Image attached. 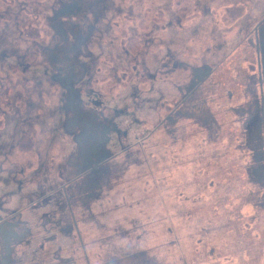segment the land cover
<instances>
[{
    "label": "rangeland",
    "instance_id": "obj_1",
    "mask_svg": "<svg viewBox=\"0 0 264 264\" xmlns=\"http://www.w3.org/2000/svg\"><path fill=\"white\" fill-rule=\"evenodd\" d=\"M244 118L261 177L264 0H0V264H264Z\"/></svg>",
    "mask_w": 264,
    "mask_h": 264
},
{
    "label": "trees",
    "instance_id": "obj_2",
    "mask_svg": "<svg viewBox=\"0 0 264 264\" xmlns=\"http://www.w3.org/2000/svg\"><path fill=\"white\" fill-rule=\"evenodd\" d=\"M25 28H26L25 30H27L28 26L26 25ZM120 36L126 40L127 49L131 54L139 53L140 50L142 49V47H144L143 46L144 41H145L144 39H138L136 37H130L127 39V36L124 32ZM10 70H11V67H10ZM13 70H14V68H12L11 71H13ZM186 98L187 99H185L181 102V109L182 110L178 111V108H175L174 110H172L168 114L158 115V119L161 121L159 124V129H158L159 131H162V127L165 126V125H163L164 123L165 124L170 123L171 129L173 131L172 142H180V140L182 139V136H183V130H185L186 120L189 121L191 118H193L192 114H191V112L193 111V107L190 105L189 95ZM176 103H177V100L173 99V102L171 104L176 105ZM164 104H170V103H168L166 101V102H164ZM178 118H180V120L177 122ZM249 125L250 124H248V122L245 118H244V120H241V122H239V125L237 127V131H239L238 136H239L240 140H238L236 142L238 137H233V136L229 135L228 136V142L224 144L222 150L224 151V147L225 146L227 147V150H228L227 154H228L229 158H230V156H234L236 154V152H237V154L239 152H241L243 154H246V153L248 154L249 158L247 159L245 164L241 165V167L244 168V173L241 170L242 168H239V166H238V173L235 171H231V172H229V174L230 175L239 174V177L246 175L247 179H246V183H244V184H246L250 190L248 191L247 199L242 200L243 198L241 195L240 199H238V200H239V202H241V200L246 201V205L249 207H252L256 211V214H257L258 211L261 213H264V176L257 177L258 178L257 179V178H255V176H251V174H250L251 169L250 170L248 169L254 165V162L258 161L257 157H256V154L258 152L255 154V152L253 151V150H257V149L251 148L252 144H250L251 141H254V140L256 141V136H252L253 134H251V127ZM232 128L236 130V128H234V127H232ZM192 135L195 137L194 134H192ZM249 144H250V146H249ZM256 148H258V147L256 146ZM222 150H220V151H222ZM251 150L254 152V154H255L254 156H252L253 153H251ZM205 154L209 155L210 154L209 150L206 151ZM215 155H216L215 153H213V155H211V157H213V161L211 163L212 168H214V161L217 160V157ZM204 156L205 155H202L201 156L202 159L200 157H199V159L203 161L205 159ZM193 158H195V156H193ZM176 159H178V157H176ZM176 159H174V161H175V163H178V161ZM196 159L192 161V163H191L192 165L201 163L200 160H198V159L196 160ZM236 163H237V160H236ZM260 165H263L262 161H261ZM222 177H224V172L222 173ZM216 180H218V179H215V181ZM243 197H245L244 193H243ZM241 203H242V206L240 207V209L243 207V202H241ZM241 215H242V213H241ZM255 215L253 217H249L248 219H245L244 217H242L244 222L240 223L239 226L240 227H242V226L247 227V224H251V221L253 224V222L256 219ZM237 222H238V220L235 223H237ZM246 222H248V223L246 224ZM232 236H233V234H229V238ZM211 251L214 252L215 250H213V248H212ZM242 252H243V254L239 256L238 260L242 264H246L245 261L243 260L245 250H242ZM238 254L239 253L237 252V255ZM235 255L236 254H234V256ZM239 262H238V264H240ZM253 262L254 261H250L248 264H253ZM192 264H195V262L192 261Z\"/></svg>",
    "mask_w": 264,
    "mask_h": 264
},
{
    "label": "water",
    "instance_id": "obj_3",
    "mask_svg": "<svg viewBox=\"0 0 264 264\" xmlns=\"http://www.w3.org/2000/svg\"><path fill=\"white\" fill-rule=\"evenodd\" d=\"M96 104V106H99V103H95Z\"/></svg>",
    "mask_w": 264,
    "mask_h": 264
}]
</instances>
